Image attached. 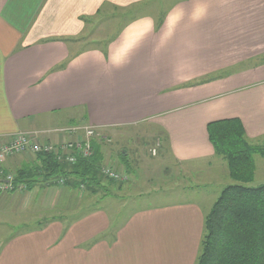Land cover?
I'll return each instance as SVG.
<instances>
[{"label":"crops","instance_id":"1","mask_svg":"<svg viewBox=\"0 0 264 264\" xmlns=\"http://www.w3.org/2000/svg\"><path fill=\"white\" fill-rule=\"evenodd\" d=\"M165 1L0 0V146L27 132L57 144L69 136L54 131L71 124L114 135L153 123L166 162L149 185L191 167L210 181L176 191L192 199L134 208L120 197L130 182L100 199L37 178L27 191L0 193V264H195L224 184L214 179L227 170L206 125L237 118L264 146V0H177L159 13ZM107 8L127 13L125 23L101 48H84L85 20H103ZM108 153L104 164L121 167L118 150ZM138 156L134 170L148 161ZM36 157H7L0 169L15 176Z\"/></svg>","mask_w":264,"mask_h":264},{"label":"trees","instance_id":"2","mask_svg":"<svg viewBox=\"0 0 264 264\" xmlns=\"http://www.w3.org/2000/svg\"><path fill=\"white\" fill-rule=\"evenodd\" d=\"M206 133L214 154L225 162L228 176L235 184L221 189L204 217L195 264H264V184L247 186L254 179L253 156H264V147L247 140L237 118L210 122ZM101 149L100 143L92 140L91 156L78 157L72 165L57 161L54 155L37 154L33 166L15 173L13 184L25 185L28 190L41 178L52 186L84 192L89 198L111 197L107 185L116 181L101 173L106 165ZM127 156L123 153L118 156L124 170L119 168L126 174L131 169Z\"/></svg>","mask_w":264,"mask_h":264},{"label":"rangeland","instance_id":"3","mask_svg":"<svg viewBox=\"0 0 264 264\" xmlns=\"http://www.w3.org/2000/svg\"><path fill=\"white\" fill-rule=\"evenodd\" d=\"M176 1L177 0H166L165 2H163L160 6L161 11L159 13L166 11ZM103 14L106 17L112 16V15H114V17L110 19H106L105 17L103 20H101V18L98 17L97 19H93L89 21V23H91V26L86 27V32L88 33V35L84 36V41L82 43L84 44V48H88V49L101 48V45L97 43L112 38L114 34L117 33L119 29L125 23V20L122 19L121 16L127 13H124L123 10L118 11L116 9L107 8ZM86 36L87 38L85 39ZM154 125L155 124L153 123L144 124L136 128H130L127 130L125 129L122 132L116 133L114 135H108V134L100 135L97 131H95V136L93 138V141L100 143V146L102 147L101 150L105 156L112 149L118 150V154L115 156V160L117 163L120 162L118 156L123 153V152L122 153L120 152L121 150H125V149L128 150L130 154L127 156V159L131 162L132 160L138 159L139 153L140 154H142L143 152L146 153V159L149 162L143 161L142 165L138 166L139 168L136 167V170H134L133 166L129 163V166H132V169L129 170L130 173H127V174L125 173L124 181H118L112 184V185H117L121 187L122 184H127L130 182L129 186L133 188L132 191L129 194L120 195V197L123 198L125 202L129 203L130 207L132 206L134 208H139L140 206H149L152 204H165V203L169 204V203L176 202L177 198L181 200H184L185 198L192 199V197H188L189 196L188 193L180 194V196H177L178 193H176V191L179 188L180 190H182V189L189 188V187L190 189L202 191L200 187L210 184L208 183L210 182L208 181V179L206 180L204 179L205 177H203V180H202V177H200L199 174L196 173L197 171L194 172L193 168L191 167V169L184 168V169L173 170L174 173L170 175L166 174L167 177L163 179L164 184H162L163 182L161 181L160 186H159L160 183L154 184L153 187L149 185L146 178L147 177L154 178V176H159V178H161L163 169L165 168L162 166V163L166 162L165 160L161 161L159 157L158 158L156 157L158 145L151 143L152 140L154 139L153 136L155 135V133L154 131H151L150 129L156 128ZM62 126L65 127L67 125H62ZM70 126L86 127V125H80V124H76V125L71 124ZM70 126H67V127H70ZM154 149L156 153L152 154V150ZM254 157H255L256 171L254 174L253 181L247 184V186H250V187H256V186L264 184V160L260 161L258 159V156H253V158ZM139 160H140V157H139ZM105 164L111 165L117 171L121 172L118 166L115 167L116 166L115 163L105 162ZM224 165H225L224 166L225 169H227L225 163ZM166 166H168L167 163H166ZM122 170H124L123 167H122ZM220 173L218 175V180L214 179V181L215 183L220 184L219 181L222 180L221 182H223L224 184L223 186H221V189L226 186L225 185L226 181H228L227 185L235 184V182L229 178L227 170H225V174L224 173L220 174ZM164 177L165 175H163V178ZM107 187H109L110 189L109 191L110 193H112V189L110 188L111 186L107 185ZM219 193H220L219 191L216 193L215 199L211 201L212 203L216 201ZM120 201L119 200H109L106 203L122 204L123 202L122 201L120 202ZM90 202H92V200H90ZM19 204L21 205L24 203H22V201H19ZM124 214L125 212H121V215L124 216ZM10 216L11 218L8 219V221L13 222V223L23 222L24 220L27 219L25 217H14L13 214H10Z\"/></svg>","mask_w":264,"mask_h":264},{"label":"built area","instance_id":"4","mask_svg":"<svg viewBox=\"0 0 264 264\" xmlns=\"http://www.w3.org/2000/svg\"><path fill=\"white\" fill-rule=\"evenodd\" d=\"M54 132L60 136L68 135L69 139L55 144L40 139V135L36 132L19 133L10 137L8 141L0 146V160L29 152L34 155H54L57 161L72 165L78 157L88 158L91 156V142L95 136L94 128L90 126H70ZM155 153V149L152 150V154ZM101 173L116 182L124 181L125 178V173L117 171L110 165L102 167ZM13 180L14 175L12 173L0 169V193L27 191L25 185L15 187ZM81 189H83V186H81Z\"/></svg>","mask_w":264,"mask_h":264}]
</instances>
